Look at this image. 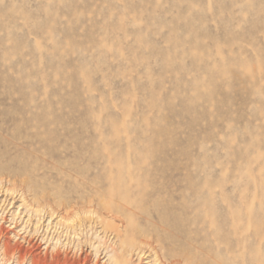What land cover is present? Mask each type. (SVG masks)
<instances>
[{
  "label": "rangeland",
  "instance_id": "1",
  "mask_svg": "<svg viewBox=\"0 0 264 264\" xmlns=\"http://www.w3.org/2000/svg\"><path fill=\"white\" fill-rule=\"evenodd\" d=\"M0 206V264H264V0H0Z\"/></svg>",
  "mask_w": 264,
  "mask_h": 264
},
{
  "label": "bare ground",
  "instance_id": "2",
  "mask_svg": "<svg viewBox=\"0 0 264 264\" xmlns=\"http://www.w3.org/2000/svg\"><path fill=\"white\" fill-rule=\"evenodd\" d=\"M3 184V183H2ZM10 188V187H9ZM15 189V188H14ZM16 190V189H15ZM15 190H13V189H6V193H13V192H15ZM15 195V194H14ZM24 198V197H23ZM24 201V200H23ZM27 203V202H26ZM27 205V204H26ZM1 207V206H0ZM32 208V207H31ZM1 209V208H0ZM3 209V208H2ZM51 209V208H50ZM4 211V210H3ZM34 211V210H33ZM43 211H45L44 209H41V206L40 207H38L36 210H35V212L37 213V214H40V213H42ZM51 212H52V210H51ZM94 213V211L93 212H88L87 213V215L88 214H90V215H92ZM55 214V211H54V213L52 212V215L51 216H53ZM74 214V213H73ZM95 214V213H94ZM78 213H75V215L72 217V218H63V217H61V219H60V223L61 222H63L64 223V225H72L73 224V222H74V219H76V218H78ZM166 215H168V214H166ZM166 215H164V214H161L160 215V223H161V225L163 226V227H165L166 229L167 228H169V227H172V223H171V220L168 218V216H166ZM43 216V215H42ZM93 216V215H92ZM40 219H42V218H40ZM38 220V222H37V224L35 225L36 226V229H35V233H37L38 234V232H39V229L41 228V223L40 222H42L41 220ZM4 215L2 214V216H1V219H0V231L2 232L3 231V228H2V224L4 223ZM30 223V222H29ZM77 224V223H76ZM76 224H73V226L74 225H76ZM78 226V225H77ZM11 227V226H10ZM56 227V226H55ZM54 227V228H55ZM79 227V226H78ZM50 228V223L47 225V228H46V231H48V229ZM58 228V227H57ZM68 228H70V227H68ZM72 228V227H71ZM74 228V227H73ZM16 229V226H12L11 228H10V230H15ZM56 229V228H55ZM80 229H82V228H80ZM77 230L76 232H75V236H78V231L80 232V233H82V231H83V229L82 230ZM50 230V229H49ZM171 231V230H170ZM180 231V230H179ZM173 232V231H172ZM68 233V232H67ZM83 233H84V231H83ZM11 235V237H12V239L14 240V242L16 243L18 240H21L22 242H25L26 243V245L27 246H31V243L27 240V239H25V238H22V237H19V235H17V234H15V233H11V232H8L7 233V235ZM70 235V234H69ZM82 235V234H81ZM80 235V236H81ZM46 236V235H45ZM79 237V236H78ZM77 237V238H78ZM97 237V236H96ZM97 238H99V237H97ZM50 241L49 242H52V244L51 245H47V243L45 244L46 246L44 247V249L43 250H47V248H51V252L52 251H55V252H57L58 251V249H59V247H61V248H64L65 249V247L67 246V245H65V244H62V242H61V238H59L58 237V239H55L54 237L53 238H48ZM101 239V238H100ZM46 240V239H45ZM48 241V240H47ZM81 241V240H80ZM96 243H98V245H97V247H95V246H92V247H95L96 249H98L99 247H102V246H105L104 245V243L101 241V240H97V242H95V243H93V245L94 244H96ZM142 243V242H141ZM142 245V244H141ZM143 246V245H142ZM32 247V246H31ZM181 247V246H180ZM78 248V247H77ZM94 248V249H95ZM111 247H109L108 249H110ZM182 248V249H181ZM180 249H181V251H182V254H183V256L182 257H184L185 259V261L183 262V261H180V262H175V263H173V264H186L185 262H190V264H192V262H193V264H206V262L208 261H206V257L205 256H201V257H205L204 259L205 260H203V258H199L198 256H196V254L192 251V250H190V248H187V247H185V246H182ZM152 249V248H151ZM57 250V251H56ZM153 250V249H152ZM12 251H18L17 253H18V255H22L24 252H25V249H23L20 245H18V244H11V242H10V240L8 239V238H5V240L3 241V244H2V246H1V253H0V260L2 261V260H6V263H8L9 262V260L7 261V259H5L8 255H7V253H9V252H12ZM29 252V251H28ZM117 252L118 251H116L113 247L111 248V253H112V255H108L107 254V256H108V260L109 261H112L113 259H116V257L118 256H116V254H117ZM175 255H177L176 253H174ZM199 255H200V251H199V253H198ZM206 255H208L207 253H206ZM179 256V255H178ZM52 258H53V262L51 263V264H60V262L62 261V264H69V262H68V260H61V259H57V258H54L53 256H51ZM154 257H155V264H162V263H160L161 261H159V257L157 256V254L156 253H154ZM177 257V256H176ZM19 258V256H17V255H15L14 257H13V259H15V261L13 262V264H18V259ZM119 258H120V255H119ZM175 258V257H174ZM22 259V258H21ZM178 260V259H177ZM181 260H183V258L181 259ZM188 260V261H187ZM108 261V262H109ZM210 261H212V259H210ZM5 261H3V263H4ZM47 261L45 260V259H42L41 257H38V256H35V255H33V254H31V256L29 257V261H28V264H42V263H45V264H47L46 263ZM67 262V263H66ZM75 262V261H74ZM173 262V261H172ZM209 262V261H208ZM112 263V262H111ZM210 263V262H209ZM208 264V263H207ZM210 264H214L213 263V261L210 263Z\"/></svg>",
  "mask_w": 264,
  "mask_h": 264
},
{
  "label": "water",
  "instance_id": "3",
  "mask_svg": "<svg viewBox=\"0 0 264 264\" xmlns=\"http://www.w3.org/2000/svg\"><path fill=\"white\" fill-rule=\"evenodd\" d=\"M75 264H77V262Z\"/></svg>",
  "mask_w": 264,
  "mask_h": 264
}]
</instances>
